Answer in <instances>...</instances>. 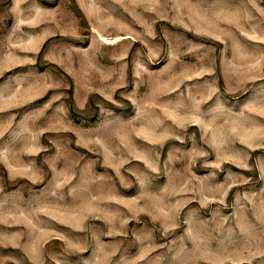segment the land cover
<instances>
[{
    "label": "rangeland",
    "instance_id": "rangeland-1",
    "mask_svg": "<svg viewBox=\"0 0 264 264\" xmlns=\"http://www.w3.org/2000/svg\"><path fill=\"white\" fill-rule=\"evenodd\" d=\"M0 264H264V0H0Z\"/></svg>",
    "mask_w": 264,
    "mask_h": 264
}]
</instances>
